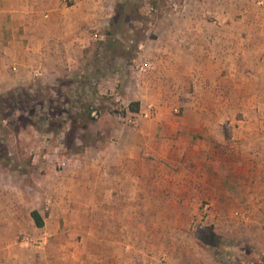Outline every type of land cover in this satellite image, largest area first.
I'll return each instance as SVG.
<instances>
[{
  "label": "crops",
  "instance_id": "crops-1",
  "mask_svg": "<svg viewBox=\"0 0 264 264\" xmlns=\"http://www.w3.org/2000/svg\"><path fill=\"white\" fill-rule=\"evenodd\" d=\"M222 1L218 0L216 14L161 15L155 36L141 42L137 54L153 60V68L134 74L125 89V96L139 104L140 114L126 111L136 124H120L108 112L103 114L97 122L114 132L115 140L88 145L67 170L74 220L87 235L85 241H93L94 258L110 252L113 259L108 264H127L133 252L139 255L140 239L124 233V227L128 231L145 226V210L159 221L160 195L168 191L169 180H173L169 193L177 191L178 178L174 170H165V164L176 166L186 145L188 195L228 193L226 187L241 182L242 155L255 165L250 181L264 195V0ZM111 2L0 0V93L36 79L48 80L66 67L82 66L92 33L97 36V30L109 24ZM34 71L40 76L35 78ZM230 163L233 171L236 166L231 178L225 173ZM198 165L216 176L198 178ZM196 183L202 184L201 193ZM239 205L233 204L228 220L223 215L224 223L234 226L240 221L246 209ZM11 207L9 222L16 226L21 209ZM213 208L228 210L226 204ZM51 210V217L58 219L65 212ZM1 221L0 212V226ZM1 242L0 233V249L5 246Z\"/></svg>",
  "mask_w": 264,
  "mask_h": 264
},
{
  "label": "rangeland",
  "instance_id": "rangeland-1",
  "mask_svg": "<svg viewBox=\"0 0 264 264\" xmlns=\"http://www.w3.org/2000/svg\"><path fill=\"white\" fill-rule=\"evenodd\" d=\"M218 5H221L218 0H112L111 6H107L109 24L97 30V36L92 33V44L85 51L82 66L66 67L48 80L36 79L29 85L0 93V97L7 99L11 93L15 97L21 96L23 90L30 95L39 92L37 98L32 95L36 98L34 103L22 101L20 106L26 109H13L1 103L8 109L0 115V233L4 240L1 245H5L0 249V264H108L113 259L110 252L104 251L100 254L103 259L94 258L93 241H85L87 235L84 236V230L76 225L71 173L67 170L88 145L97 140H115L114 132L102 129V123L97 122L103 114L109 113L120 124H136L134 115L126 113L129 104L135 101L129 95L125 96V89L134 74L146 73L153 68L152 65L147 71L140 72L132 64L144 60L137 55L139 44L155 36L156 22L161 15L216 14ZM123 14L125 17L121 18ZM212 16L209 19L217 25ZM85 73L90 74L93 84L84 102L98 114L91 121L87 120L84 107L78 105L73 109L67 105L69 112L61 113L62 105L57 104L61 98L59 94H69ZM30 85L32 90H27ZM50 87L56 88L57 92ZM71 99L73 102V97ZM184 148L176 166L165 164V170H174L178 178L177 191L176 194L169 193L173 182L169 180L168 191L162 190L160 195L159 221L152 219V211L145 210V226L128 227V231L124 227V233L140 239L139 255L133 252L127 264H264V216L260 217L264 212V195L258 193L250 181L255 174V165L242 155L241 182L235 187H226L228 193L225 195H188V146ZM199 165L198 178L216 176V172H206ZM225 173L231 178L233 173L236 174V166L233 171L230 163ZM196 186L201 193L202 184L196 183ZM236 203L240 204L239 208L246 209L241 212L240 221L234 226L224 223L223 215L228 220ZM188 204L192 210H188ZM215 204H226L228 210L220 212L213 208ZM11 205L21 209L17 211L16 226L9 222L13 217ZM52 208L64 209L62 218L51 217ZM33 210H40L43 215V227H37L32 219L29 221V212ZM253 216L259 217V221H253ZM107 226L111 230V225ZM203 233L207 243L198 238V234ZM210 233L215 234L214 239Z\"/></svg>",
  "mask_w": 264,
  "mask_h": 264
},
{
  "label": "trees",
  "instance_id": "trees-1",
  "mask_svg": "<svg viewBox=\"0 0 264 264\" xmlns=\"http://www.w3.org/2000/svg\"><path fill=\"white\" fill-rule=\"evenodd\" d=\"M124 17H125V15L123 14L121 18H124ZM82 77L83 78H81L80 80H77V85L75 86V88L73 90H69V94H66L67 92H61L59 94L60 97L62 98V100L60 98V100L58 101L57 104L60 106L62 105L60 107L61 113L62 112H64V113L69 112L70 108H68L67 105H70L73 109L75 107H77L78 105H79L78 107H81V108L84 107L85 108L84 112L86 113L87 120L91 121L93 119V117L91 116V110H90L91 107L87 106L86 102H84V98H85V96H87L88 91L92 87L91 85L93 84V81H92V77L88 73H85ZM74 83H75V81L72 82V84H74ZM30 88H31V85L28 87L27 90H32ZM49 89L55 90L57 92V89L54 87H50ZM20 94H22V95L15 97V95L11 93L9 96H6L7 99L0 97V115H1V111L8 109L6 107L1 106V103H4L5 105H7L13 109H23V108L26 109L25 107L20 106L22 101H23V103H27V104H30L31 102L34 103V101L37 98L36 96L39 95V92L35 91L32 93V95L35 96L36 98H33L32 95L27 94L26 91H24V90ZM72 97H73V102L71 99ZM82 100H83V102H82ZM11 108H9V109H11ZM13 109H11V110H13ZM128 109L130 111H138V109H139L138 102H136V101L131 102L128 106ZM57 127H59V125ZM50 129H53V128H50ZM31 217L33 218L35 224L38 227L43 225V219H42L41 215L36 210L31 211ZM210 235H211L212 239H214L213 237H215V234L210 233ZM198 238L201 239V241H204L207 243V241L204 240L205 239L204 233L198 234Z\"/></svg>",
  "mask_w": 264,
  "mask_h": 264
},
{
  "label": "built area",
  "instance_id": "built-area-1",
  "mask_svg": "<svg viewBox=\"0 0 264 264\" xmlns=\"http://www.w3.org/2000/svg\"><path fill=\"white\" fill-rule=\"evenodd\" d=\"M152 65H153L152 60H139V61L134 62V64H132V66L140 72L147 71L148 69L152 67ZM34 75L39 76L40 75L39 71H35ZM91 116L95 118L98 116L97 111L95 109L91 111ZM130 121L134 123L133 120H130Z\"/></svg>",
  "mask_w": 264,
  "mask_h": 264
}]
</instances>
